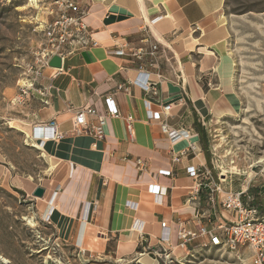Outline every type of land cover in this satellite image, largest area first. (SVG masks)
<instances>
[{
    "label": "crops",
    "instance_id": "1",
    "mask_svg": "<svg viewBox=\"0 0 264 264\" xmlns=\"http://www.w3.org/2000/svg\"><path fill=\"white\" fill-rule=\"evenodd\" d=\"M81 1L97 44L65 57L59 71L45 69L41 83L46 94L35 93L23 104L25 120L32 127L54 120L56 129L67 133L41 141L49 162L60 165L58 170L52 166L58 182L55 189L41 186L46 190L44 198L56 192L58 209L46 217L50 216L49 223L57 232L68 235L76 230L81 246L91 241L106 247L118 236L116 253L121 258L138 248L162 252L163 246H168L162 243L165 231L177 249L180 224L191 230L200 225L212 228L214 223L235 217L233 211L209 201L219 173L212 172V179L198 192L200 178L188 173L191 166L213 168L208 123L234 116L241 107L232 82L235 64L228 51L230 27L223 13L226 0ZM161 14L167 16L151 28V41L160 42L161 56L146 71L151 81H158L157 74L163 75L164 81L156 89L146 90L131 83L137 75L134 64L115 56L113 49L125 40L139 43L145 36L140 29L144 20ZM162 51L176 57L174 69ZM177 65L183 80L176 78ZM120 84L127 89L116 91ZM111 93L121 115L107 117L105 136L71 133L75 110L92 105L98 113L106 114V97ZM166 104L173 105L169 114L163 112ZM154 111L161 113L160 120L152 117ZM128 115L134 117L132 133L127 129ZM162 119L174 128L189 130L191 137L171 142L161 129ZM89 120L96 122L93 116ZM190 144L195 150L189 149ZM182 152L180 161H173V156ZM229 176L220 184L223 191L245 190V205L264 215V179L246 172ZM15 182L12 185L20 194L25 185Z\"/></svg>",
    "mask_w": 264,
    "mask_h": 264
},
{
    "label": "rangeland",
    "instance_id": "2",
    "mask_svg": "<svg viewBox=\"0 0 264 264\" xmlns=\"http://www.w3.org/2000/svg\"><path fill=\"white\" fill-rule=\"evenodd\" d=\"M48 4L49 0H0V254L12 264H142L144 253L158 264H252L249 249L238 253L224 247H205L202 237L192 240L186 250L172 247L173 259H163L161 251L149 253L142 248L121 258L116 253L118 236L106 247L91 241L81 246L76 230L65 235L47 221L53 192L39 199L32 189L54 188L58 182L48 153L35 146L44 147V142L32 137L25 105L16 104L14 98L18 81L39 46V23L48 16ZM223 13L230 27L228 51L235 64L232 82L241 107L234 116L208 123L213 148L211 170L213 175L226 171L227 178L246 172L264 179V0H226ZM16 125L26 128L32 138L27 141V135ZM238 172L241 174L236 175ZM13 181L25 185L20 194Z\"/></svg>",
    "mask_w": 264,
    "mask_h": 264
},
{
    "label": "built area",
    "instance_id": "3",
    "mask_svg": "<svg viewBox=\"0 0 264 264\" xmlns=\"http://www.w3.org/2000/svg\"><path fill=\"white\" fill-rule=\"evenodd\" d=\"M47 11V18L39 23V35L40 43L33 53V59L25 68V72L19 79L17 84V93L14 98L16 104H25L35 93L45 95L46 90L43 87L41 81L44 76V70L52 68L49 66L50 59L58 55L62 59V63L65 57L78 53L84 49L89 48L97 44V41L92 36V30L87 23V9L84 7L81 0H49V4L45 9ZM166 14L157 15L152 19L144 20L141 30L144 31L145 36L135 43L131 40H125L115 45L113 54L118 57H124L131 60L134 64L137 75L131 81L133 84L140 85L144 89H156L157 85L164 81V76L157 74L158 81L150 80V73L146 71L148 65H153L158 61L161 56L160 42L156 39L151 41L152 32L151 28L160 19L166 17ZM175 32L172 33L174 36ZM171 36V39L173 38ZM170 49L169 46L166 47ZM162 51V57L171 65V69H174L175 56H166ZM62 68V67H61ZM61 68H53L55 71L61 70ZM176 78L182 79V72L178 69L177 65ZM56 72L53 76H55ZM183 80V79H182ZM127 89L123 84L117 86L116 91ZM114 93L107 95L106 102L108 105L107 113L100 114L96 108L92 105H85L75 110L73 116V127L71 133L75 135H90L96 138H103L105 136V127L107 117H119L120 111L114 104ZM173 109L172 104H166L163 106V112L169 114ZM89 116L96 118V122L92 123L89 120ZM152 117L156 120L161 119V113L159 111L152 112ZM127 129L130 133L134 130V117L128 115L127 117ZM50 128L55 139H59L67 135V133H61L56 129L55 121H51L49 124L42 125ZM161 129L167 135L171 142H175L179 139H189L191 133L187 129H177L168 124L166 120L161 121ZM190 150H195L194 144H190ZM176 154L173 156V161L178 162L181 159V155ZM139 165H143V160H137ZM188 173L193 177L200 178L197 183L196 192L199 191L201 186H205L206 183L212 179V171L205 168L204 170L191 166L188 168ZM218 183L214 184L213 195L210 196L209 201L212 204L218 203L223 208L231 210L235 213V217H228L225 221H219L214 223L212 228L207 225H200L196 230L188 229L186 226L180 224L178 228L179 248L186 250L189 242L194 239L202 237L203 246L224 247L232 251H238L243 249L250 250L252 255V264H264V215H260L258 210L253 207L245 205L242 200V196L245 190H239L235 192H225L221 188L223 177L218 175ZM157 189V187H154ZM158 190V189H157ZM93 209L96 208V203ZM91 204L89 205V208ZM49 222V216L46 217ZM212 222V221H211ZM162 227L167 228V223L162 222ZM166 232V231H165ZM163 233L162 243H168V246H163L162 256L163 259H173L171 257L173 250L169 243V236ZM244 253V252H243Z\"/></svg>",
    "mask_w": 264,
    "mask_h": 264
},
{
    "label": "bare ground",
    "instance_id": "4",
    "mask_svg": "<svg viewBox=\"0 0 264 264\" xmlns=\"http://www.w3.org/2000/svg\"><path fill=\"white\" fill-rule=\"evenodd\" d=\"M33 1V0H32ZM34 4V3H33ZM36 4V3H35ZM22 121V120H21ZM10 122V121H9ZM27 122V121H26ZM13 125V124H12ZM19 126V125H18ZM26 126H27V124H26ZM18 130H20V131H23L26 135H27V141H29L30 140V132L25 128V129H23V128H19V127H17V125L15 126ZM31 135H32V137H34V138H36V139H38L40 142L41 141H44V140H51V139H53L54 138V135L52 134V131H50V129H48L47 127H44V126H42V125H37V126H34V127H32V129H31ZM35 144V143H34ZM32 145V144H31ZM35 146L36 147H38L39 149H43V147H41V145L40 144H35ZM51 166H56V163L55 162H53L52 160H51ZM225 173H227L226 171H223L222 173H221V175H222V177L223 178H225L227 175L225 174ZM154 188V187H153ZM55 192V191H54ZM53 192V195H52V199H50V202H49V205H48V209H47V215H48V212H55V210L57 209V205H55V203H54V201H55V194H56V192L54 193ZM39 199H44V197H38ZM49 201V200H48ZM46 215V216H47ZM45 216V217H46ZM50 217V216H49ZM28 222H29V224L31 225V226H35V223L33 222V220L32 219H29L28 220ZM137 229H139V228H137ZM81 235H82V233H81ZM81 235L79 236L80 237V239H81ZM140 262L142 263V264H158L157 263V261L155 260V259H151L149 256H147V255H145V254H142V258H140ZM0 264H12V262L9 260V259H7V258H5L4 256H2L1 254H0Z\"/></svg>",
    "mask_w": 264,
    "mask_h": 264
},
{
    "label": "water",
    "instance_id": "5",
    "mask_svg": "<svg viewBox=\"0 0 264 264\" xmlns=\"http://www.w3.org/2000/svg\"><path fill=\"white\" fill-rule=\"evenodd\" d=\"M49 66L52 67V68H61L62 67V59H61V57L58 56V55L53 56L50 59V61H49ZM45 191L46 190H45L44 187L38 186L34 190L33 195L35 197H43L44 194H45Z\"/></svg>",
    "mask_w": 264,
    "mask_h": 264
}]
</instances>
